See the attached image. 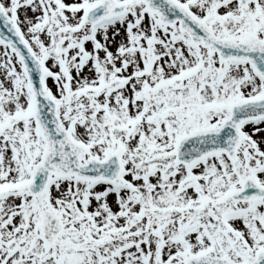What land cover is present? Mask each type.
I'll return each instance as SVG.
<instances>
[{"label":"snow or ice","instance_id":"obj_1","mask_svg":"<svg viewBox=\"0 0 264 264\" xmlns=\"http://www.w3.org/2000/svg\"><path fill=\"white\" fill-rule=\"evenodd\" d=\"M0 264H264V0H0Z\"/></svg>","mask_w":264,"mask_h":264}]
</instances>
